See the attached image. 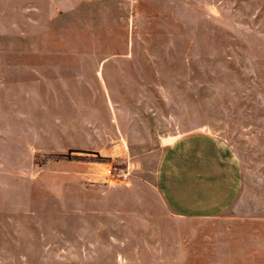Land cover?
<instances>
[{
  "label": "rangeland",
  "instance_id": "rangeland-1",
  "mask_svg": "<svg viewBox=\"0 0 264 264\" xmlns=\"http://www.w3.org/2000/svg\"><path fill=\"white\" fill-rule=\"evenodd\" d=\"M199 131L239 192L180 216L155 167ZM0 264H264V0H0Z\"/></svg>",
  "mask_w": 264,
  "mask_h": 264
},
{
  "label": "crops",
  "instance_id": "crops-1",
  "mask_svg": "<svg viewBox=\"0 0 264 264\" xmlns=\"http://www.w3.org/2000/svg\"><path fill=\"white\" fill-rule=\"evenodd\" d=\"M162 144L155 187L166 208L180 216L205 217L220 213L235 200L240 169L221 141L199 131Z\"/></svg>",
  "mask_w": 264,
  "mask_h": 264
},
{
  "label": "built area",
  "instance_id": "built-area-1",
  "mask_svg": "<svg viewBox=\"0 0 264 264\" xmlns=\"http://www.w3.org/2000/svg\"><path fill=\"white\" fill-rule=\"evenodd\" d=\"M118 170H119V173H118V174H120V172H121V169H118ZM113 171H114V170H113ZM113 171H112V169H111V168H108V169H107V172H108V173H112Z\"/></svg>",
  "mask_w": 264,
  "mask_h": 264
}]
</instances>
